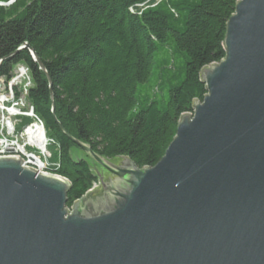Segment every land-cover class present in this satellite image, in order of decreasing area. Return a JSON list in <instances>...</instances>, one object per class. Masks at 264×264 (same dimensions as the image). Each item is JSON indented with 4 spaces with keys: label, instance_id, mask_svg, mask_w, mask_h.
Returning <instances> with one entry per match:
<instances>
[{
    "label": "water",
    "instance_id": "obj_1",
    "mask_svg": "<svg viewBox=\"0 0 264 264\" xmlns=\"http://www.w3.org/2000/svg\"><path fill=\"white\" fill-rule=\"evenodd\" d=\"M224 47L154 167L102 157L58 123L100 168L71 208L69 180L0 155V264H264V0L237 3Z\"/></svg>",
    "mask_w": 264,
    "mask_h": 264
},
{
    "label": "trees",
    "instance_id": "obj_2",
    "mask_svg": "<svg viewBox=\"0 0 264 264\" xmlns=\"http://www.w3.org/2000/svg\"><path fill=\"white\" fill-rule=\"evenodd\" d=\"M239 1L0 0V81L28 68V99L59 144L55 173L71 183L68 208L99 179L58 123L102 157L156 166L204 100L201 71L224 59Z\"/></svg>",
    "mask_w": 264,
    "mask_h": 264
},
{
    "label": "bare ground",
    "instance_id": "obj_3",
    "mask_svg": "<svg viewBox=\"0 0 264 264\" xmlns=\"http://www.w3.org/2000/svg\"><path fill=\"white\" fill-rule=\"evenodd\" d=\"M5 85L7 84L5 83ZM23 85L17 84V91H24ZM17 114L18 113L16 110L9 111L10 117H14ZM21 115L30 119L31 122L27 125V127L24 128L21 137H17L16 139L13 140L8 137H3L1 135L0 150L1 151L12 150V153L17 154V156H21L27 163L36 166H42L44 164V159L47 158L49 145H50L44 123L42 121L41 124L29 112L21 113ZM13 129H14L13 123L9 121L8 123L9 136L15 133V132L11 133V130ZM47 173L56 174L55 171L47 172Z\"/></svg>",
    "mask_w": 264,
    "mask_h": 264
},
{
    "label": "built area",
    "instance_id": "obj_4",
    "mask_svg": "<svg viewBox=\"0 0 264 264\" xmlns=\"http://www.w3.org/2000/svg\"><path fill=\"white\" fill-rule=\"evenodd\" d=\"M19 66L17 67V69L19 68L18 69L19 72L17 73V69H16L13 78L9 81V83L7 85H4L6 90H8L9 92L7 94L3 95L4 97H2V95H0V105L2 104L4 106V108H1V109H3L2 110L3 117H2V123L1 124H2V131H4V132H6V131L9 132V130H8L9 120H6L5 114L7 113L9 115V111H11V110H16L18 113L14 117L20 116L21 113H26L25 112L26 105L24 103L23 93H24L25 97H28L29 91L33 87L28 68H26L23 65H19ZM1 82L5 83V81H3V80L0 81V88H2ZM23 82L26 85V87L24 86V91H17V84H22ZM8 86H10L11 88L7 89ZM12 86H16V88H13ZM8 95H10L11 99H7ZM6 104H8V105L11 104L12 106L5 108ZM29 113L32 114L36 118V120H38L42 124V120L35 114L33 106H31ZM9 151H11V152H9ZM0 155L17 156V154L12 153V150H6V151L0 150ZM47 162H45L42 166H36V165L30 164V163H27L24 160V165L47 173V172H50L49 164Z\"/></svg>",
    "mask_w": 264,
    "mask_h": 264
},
{
    "label": "rangeland",
    "instance_id": "obj_5",
    "mask_svg": "<svg viewBox=\"0 0 264 264\" xmlns=\"http://www.w3.org/2000/svg\"><path fill=\"white\" fill-rule=\"evenodd\" d=\"M18 69H17V73L19 72ZM1 84H2V88H0V93H1L0 95H2V97H4L3 95L7 94L9 91L6 90V88L4 87V85H5L4 82H1ZM23 84H24V82L22 83V85ZM24 86L26 87V85L25 84L23 85V89H24ZM12 87L16 88V86H12ZM10 88L11 87L8 86L7 89H10ZM7 99H11L10 95L7 96ZM23 99H24V103L26 105L25 112H29V110H30L32 105H31L28 97L24 96V93H23ZM11 106H12L11 104L10 105L6 104L5 108L11 107ZM1 108H4V106L2 104L0 105V135H2L3 137H8V138L13 139V140L16 139L17 137H21L24 128L27 127V125L31 122V120L26 118L23 115H20V116H17V117H10L6 113L5 114L6 120H9V121H11L13 123L14 129L11 130V133L15 132L11 136H9L7 131L6 132L2 131V124L1 123H2V117H3V114H2V110L3 109H1ZM47 137L49 139V144L50 145H49L48 155H47V158L44 159V163L48 161L47 163L49 164L50 172H54V171H56L58 169V166H59V155H60V153H59V144L56 141L55 137H53L51 135V133L48 132V131H47ZM71 156L75 160L87 159V156H86L85 152L79 147L72 149ZM88 160H89V162L91 163V165L94 168V173L97 175L98 172L100 171L99 166H97L92 160H90V159H88Z\"/></svg>",
    "mask_w": 264,
    "mask_h": 264
}]
</instances>
